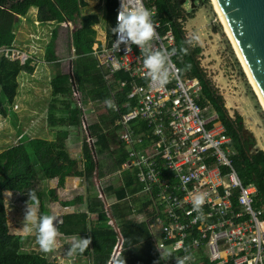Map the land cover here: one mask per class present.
<instances>
[{
	"label": "crops",
	"instance_id": "0c3cea01",
	"mask_svg": "<svg viewBox=\"0 0 264 264\" xmlns=\"http://www.w3.org/2000/svg\"><path fill=\"white\" fill-rule=\"evenodd\" d=\"M51 1L56 5L54 0ZM60 1L65 9V12L61 11L64 13L63 19L65 20L61 24L56 22L41 24L36 8L31 9L28 12V16L20 17L22 23L16 29L14 50L20 53H25L30 49L33 50L29 54L32 67L36 69V66L39 64L41 67L47 68L44 78L47 85L35 87L41 88L38 89V92L47 94L46 97L49 98L48 100L54 104L51 111L49 112L48 110L47 115L43 117H49L50 127H53L50 123L51 118H54L56 121L60 120L55 123L52 129L60 131L61 135L56 141L51 142H54L57 147L66 149L69 160L74 164L71 165L62 162L56 153L51 151L40 162L42 169L39 168L38 177H41L43 182L35 177L34 183L31 185L27 183L25 187L29 192L37 190L38 185L42 184V189L57 191L58 194V181H72L71 184L68 183L66 185V192L69 194V197L71 195V200L63 203L60 202L63 200L59 202H53L51 200V207L47 206L48 211L52 215L57 209L61 212L57 216V227L62 222V216H69L70 214L84 215L87 213L88 208H91L92 203L89 202L86 194L87 176L91 174L97 186L98 198L105 206L108 225L118 234L119 244L123 237L117 227L118 221L120 219L125 221L132 217V221L140 223L135 221V217L137 215L147 214L150 207L149 198L143 194L145 186L137 180V170L131 169L123 171L121 169V163L127 159L130 148L121 141L124 128L120 123L122 116L132 113L139 107V99L134 96L135 91L141 88L148 90L150 87L142 73L134 70L113 75L110 73L109 67L105 63L100 62L94 55L96 51L111 47L115 40L112 28L116 25L121 0ZM198 1L169 0L164 5L160 0H143V3L155 15V20L162 27L163 31H171L174 36L173 25H178L181 26L184 37L186 38L190 34H193V30L190 28L194 27L197 30H201L205 26L200 20L198 27V23L194 22L196 20L194 15L190 14L191 16L189 17L188 11H185L195 9ZM184 7L185 9H183ZM166 21H171L172 25H164L163 23ZM22 29L25 31V34L20 37ZM39 38L45 41V45H43V48L38 49L36 42H38ZM26 43H30L34 47L29 44L30 49H27L25 47ZM16 44L23 45L24 51L16 49ZM190 48H199L201 50L197 58V63L202 72L211 81L212 86L224 99V108L228 111L225 101L226 95L223 94L219 86L216 87L211 78L210 67L206 66L204 49L198 45L191 46ZM173 49H175L173 55L176 59V65L180 69L179 63L183 60L184 56L180 53V47L177 45V41L174 47L169 48V53L172 54ZM89 51L90 53L87 55ZM41 52L42 54L39 57L33 55H38ZM64 59H69L67 68L70 76L69 81H61L58 78L62 64V62L58 61H64ZM26 61L24 63L21 61L22 65H25ZM84 63L88 68L84 66ZM78 64L87 71L85 75H77L76 67ZM141 66H143V61L141 62ZM24 75L33 76L34 74L26 73L22 76ZM182 78L185 80H196L202 89V96L203 86L197 78L184 77L183 75ZM35 81L38 83V80ZM20 84L22 86L21 79ZM75 84L76 89L72 90ZM26 88L29 89L30 87ZM113 98L118 99L117 102L119 104L117 110L113 108V103L111 107L105 103L106 100L112 101ZM58 102L61 107L56 105ZM203 108L208 109L207 113H205L206 117L216 116L222 121L212 106H205ZM35 120L47 125L44 120ZM246 123L247 128H249L250 132L257 139L256 146L252 152H264V144L260 143V140L264 141V131L260 129L261 124L252 122L251 120H247ZM130 128L135 138L140 141L136 146V150L150 152L154 137L153 131L148 124L143 121H133L131 122ZM82 132L85 135L84 137H82ZM89 139H92L93 143L89 142ZM232 145L234 146L233 141ZM256 147L257 151L255 150ZM86 151H88V158H91V162H89L86 156ZM90 168L92 170H88ZM113 181H115V184H113ZM248 181L252 183V180ZM102 195L104 199L101 198ZM256 201L257 197L254 202V210L262 213L264 217V210H259L255 207ZM124 204L125 207H122ZM114 207H117V209L114 210ZM125 208H127V211ZM117 210L124 211L127 218L120 217L119 213H116L119 219L112 217L114 211ZM93 214L95 215L94 218L92 214L89 216L90 221H92L91 227L94 224L98 227L102 226L101 223L96 222L99 214L97 212ZM61 238L58 235V239L60 240ZM82 238H86V236H82ZM75 256L78 258L77 255Z\"/></svg>",
	"mask_w": 264,
	"mask_h": 264
},
{
	"label": "built area",
	"instance_id": "2783aa9c",
	"mask_svg": "<svg viewBox=\"0 0 264 264\" xmlns=\"http://www.w3.org/2000/svg\"><path fill=\"white\" fill-rule=\"evenodd\" d=\"M140 4L146 8L143 0ZM151 19L156 26L154 48L169 53L175 37L162 30L154 14ZM114 42L94 55L113 75L135 70L144 76L139 47L132 45L127 51L121 45L114 50ZM169 54L170 82L161 89L136 90L138 109L121 117V141L130 148L121 169L137 170L150 205L148 213L137 215L135 221L148 225L165 264L185 256L188 264H264V217L254 210L258 191L237 174L239 151L224 123L205 116L208 109L200 105L198 82L183 79L174 55ZM117 100L112 99L115 110ZM133 121L146 122L152 129L150 152L136 150L140 141L130 128ZM193 192L205 194L203 216L192 210Z\"/></svg>",
	"mask_w": 264,
	"mask_h": 264
},
{
	"label": "trees",
	"instance_id": "16d2710c",
	"mask_svg": "<svg viewBox=\"0 0 264 264\" xmlns=\"http://www.w3.org/2000/svg\"><path fill=\"white\" fill-rule=\"evenodd\" d=\"M54 1L56 5L51 0H0V119L11 122L12 127L18 133L16 137L19 140L17 144L8 148L4 152L2 159H0V264H58L57 255L59 251L56 247L49 254H44L40 250H31L28 236L16 235L11 232L6 201V193L12 191L14 194L26 195L22 199L26 204L29 197L25 186L27 183L33 184L35 177L43 182V179L38 177L39 168H41L40 162L49 152L54 151L62 162L74 164L69 160L66 149L57 147L54 142L40 137L31 138L29 132L23 131L22 126L18 125L20 122L19 117L13 110L20 94V77L23 74H34L35 72L31 60L26 61L25 65H22L21 61H12L10 58L14 51L16 29L22 23L20 17L28 16V12L36 8L41 24L52 22L61 24L65 21L63 19L64 13L61 11L65 12V9L60 0ZM160 1L164 5L169 2V0ZM163 24L172 25V22L166 21ZM173 29L176 39L175 43L177 41L180 53L184 56L179 63L182 75L184 77L197 78L203 86L200 104L202 107L212 106L224 122L227 134L231 137L234 146L240 153L235 160V170L242 181L249 182L248 180H252L258 191L255 207L259 210H264V152H252L256 146V140L244 130L242 117L236 115L235 119L230 118L228 111L224 108V99L218 94V91L212 86L211 81L202 72L197 63L201 50L199 48L191 49L184 44L186 38L181 26L173 25ZM184 48H187L186 52ZM90 51L87 55H89ZM69 59L58 61L62 62L58 77L61 81H69L70 76L67 69ZM84 66L88 68L85 63ZM186 66L189 70L183 71ZM76 70L78 76L87 73L80 64L77 65ZM59 121L51 118L52 128ZM86 156L88 158V151H86ZM88 159L91 162V158L89 157ZM88 170H92V168ZM10 180L20 181L21 186L17 191L12 190L9 184ZM71 182L67 180L58 181V194L57 191L49 190L47 191L48 196L46 192H43L42 184H39L37 190H34L41 203L39 204V212L51 214L47 209V206L50 207L51 200L53 202L63 200L60 201L62 203L71 200V195L69 197L66 192V185L68 183L71 184ZM86 194L89 202L92 203L91 208H88L87 213L84 215L70 214L69 216H62V222L57 226L58 235L62 237L59 241L62 244L64 242L63 238L73 235L90 236L92 243L89 249L82 255L77 254V257L87 260L88 264H110L113 259L114 249L118 245L119 236L108 225L105 206L98 198L97 186L91 174L87 176ZM94 212L99 214L96 222L102 224L100 227L95 226V224L91 227L92 221H90L89 216L92 214L94 218ZM117 227L123 237L122 251L117 261H125V264H165L157 251L146 224L125 220L117 223ZM64 244L66 243L64 242ZM36 246L39 248L38 244ZM170 264H176V261H171Z\"/></svg>",
	"mask_w": 264,
	"mask_h": 264
},
{
	"label": "rangeland",
	"instance_id": "374dc122",
	"mask_svg": "<svg viewBox=\"0 0 264 264\" xmlns=\"http://www.w3.org/2000/svg\"><path fill=\"white\" fill-rule=\"evenodd\" d=\"M195 7V9H188L185 11H188L187 13H189V17L191 15H194V18H196L194 22L198 23V27L200 20L205 24L204 28H202L201 30H197V28L194 27L190 29L193 30L192 33H197L201 37V42L197 45L205 51L204 60L206 62V66L210 67L211 78L213 79L216 87L219 86L223 94L226 95V107L228 109L230 118L235 119L236 115L241 116L246 128L245 130L256 140L257 143L255 135H253L252 132H250L249 128H247L246 122L247 120H251L252 122L260 123V129L264 131V111L261 107L259 99L249 83L248 77L234 49L233 42L225 33L224 27L214 9L212 0H199L196 3ZM183 9H185V7ZM24 34L25 31H23L22 29L20 37H22ZM44 43L45 41L42 38H39L38 42H36L38 49L41 47L43 48V45H45ZM29 44L26 43L25 47L27 49H30L29 46L31 44ZM16 49H21L22 51H24L23 45L16 44ZM32 52L33 50L31 49L25 53H20L19 51L14 50L10 58L12 59V61H22L24 63L26 60H31L29 54H31ZM41 54L42 52L38 55H33L35 57H39ZM46 69L47 68H43L38 64L33 76L24 75L20 77V79L22 80V86L20 84L19 90L21 96L18 97L13 110L19 117L20 122L18 125L22 126L23 131L29 132L31 138L40 137L49 141H56L60 137L61 132L50 127L48 119L49 117H43L47 115L48 110L49 112L51 111L54 104L52 103V101L48 100L49 98L46 97L47 94L38 92V89L41 88H35L41 85H47L44 80L46 76L45 73L47 72ZM32 79L34 80L32 81ZM35 80H38V83ZM26 87L30 88L27 89ZM73 89H76V84L75 86H73L72 90ZM56 105L61 107L59 102L56 103ZM30 119L44 120L47 125H45V129L35 126H33L34 128H30ZM16 135H18V133L12 127L11 122L9 120L0 119V159H2L4 152L8 148L18 143L19 140L17 139ZM84 136L85 135L82 132V137ZM260 143L264 144V141L260 140ZM255 150L257 151V147L255 148ZM27 174H29V172H27ZM9 184L11 185L12 190L15 191H17L21 186L19 180H10ZM113 184H115V181H113ZM43 192H46V195L48 196L47 189L44 188ZM25 196L26 195L24 194H14L12 193V191L6 193L11 232L16 235L28 236L30 239L29 243L31 244L29 248L31 250L39 251L40 249L36 246L37 243L35 241V230H33L31 234L21 231L23 227L22 221L24 219V212L26 207V204L22 201V199H24ZM122 207H125V204ZM116 209L117 207H114V210ZM125 210L127 211V208H125ZM39 213L41 214L42 212ZM59 213L61 212L57 209L53 212V215L57 217ZM114 213L112 214V217H116V219H119L116 216V213H119L120 217L127 218L124 214V211L122 210L114 211ZM42 214H44V212ZM122 221L123 220L120 219L118 222L120 223ZM127 221H132V217L128 218ZM67 238H64V242H66V244H64V242H62L61 244L57 237L56 249L59 251V254L57 255L58 264H88L87 260L78 259L76 258V256H73L71 258H68L66 256V251L69 246V241ZM121 251L122 249L120 250L118 244L114 249L113 259L110 264H114V261L116 264L117 258L119 257L118 255L121 254ZM116 254L118 255L116 256ZM186 264L188 263L186 262Z\"/></svg>",
	"mask_w": 264,
	"mask_h": 264
},
{
	"label": "clouds",
	"instance_id": "9594fccd",
	"mask_svg": "<svg viewBox=\"0 0 264 264\" xmlns=\"http://www.w3.org/2000/svg\"><path fill=\"white\" fill-rule=\"evenodd\" d=\"M151 12L140 4V0H121V6L118 10L117 21L112 33L116 37L113 49L120 50L121 45L130 50L132 45L138 46L141 57L143 58L144 77L148 86L153 89L164 88L172 78L171 68L169 66L170 54L163 48H154L152 41L156 36V26L151 19ZM201 42V37L197 33L186 37L184 44L189 47L195 46ZM185 52L187 48H184ZM175 49H173L174 54ZM189 70L186 66L183 71ZM105 103L111 107L112 101L106 100ZM183 179V178H182ZM29 199L26 202L24 219L22 221V232L31 234L36 232V243L44 254L52 253L57 244L58 219L52 214L39 213V197L35 191L27 193ZM191 195L192 210L203 216V205L205 204V194L193 192ZM69 246L66 256L71 258L77 254H83L89 249L92 239L82 238L81 236H70L67 238ZM179 247V245H178ZM160 250V249H159ZM164 253L161 252V258ZM189 257H176V264H186ZM117 264H125V261H117Z\"/></svg>",
	"mask_w": 264,
	"mask_h": 264
},
{
	"label": "water",
	"instance_id": "95a60500",
	"mask_svg": "<svg viewBox=\"0 0 264 264\" xmlns=\"http://www.w3.org/2000/svg\"><path fill=\"white\" fill-rule=\"evenodd\" d=\"M215 2L264 101V0ZM122 246L123 239L119 242L120 250Z\"/></svg>",
	"mask_w": 264,
	"mask_h": 264
},
{
	"label": "bare ground",
	"instance_id": "6f19581e",
	"mask_svg": "<svg viewBox=\"0 0 264 264\" xmlns=\"http://www.w3.org/2000/svg\"><path fill=\"white\" fill-rule=\"evenodd\" d=\"M212 3H213L214 9H215V11H216V13H217V15H218L220 21H221V23H222V25H223V27H224L225 33L229 36L230 40L233 42L234 49H235V51H236V53H237V56H238V58H239V60H240V62H241V64H242V66H243V69H244V71H245V73H246V75H247V77H248L249 83H250V85L252 86L253 90L255 91V93H256V95H257V97H258V99H259V102H260V104H261V107H262V109H263V111H264V101H263V99H262V97H261L260 92H259L258 89H257V86H256V84H255V82H254V79L252 78V76H251L249 70L247 69V67H246V65H245V63H244V60H243V58H242V56H241V54H240V52H239L237 46L235 45V42H234L233 38L231 37V35H230V33H229V30H228L227 26L225 25V20H224L223 14H222V12H221L219 6H218L217 3L215 2V0H212ZM33 126H35V127H41V128H43V129H45V124H44L43 122H39V121H36V120L30 119V120H29V127H30V128H34Z\"/></svg>",
	"mask_w": 264,
	"mask_h": 264
}]
</instances>
